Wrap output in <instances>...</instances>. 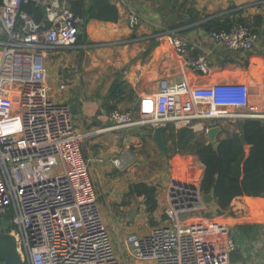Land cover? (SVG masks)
<instances>
[{
    "label": "built area",
    "instance_id": "built-area-1",
    "mask_svg": "<svg viewBox=\"0 0 264 264\" xmlns=\"http://www.w3.org/2000/svg\"><path fill=\"white\" fill-rule=\"evenodd\" d=\"M25 1L0 0V218L10 219L7 232L24 264H120L88 164L80 155L70 104L56 100L45 79V52L75 44L83 20L70 8L45 2L51 22L45 26L21 8ZM139 20L129 10V26ZM206 35L215 44L243 52L252 50L259 38L244 23ZM171 44L177 54L194 48L179 34H172ZM186 65L199 73L208 70L205 54ZM248 118L264 119V113L251 101L246 83L193 87L186 80L170 84L165 78L157 94L141 101L138 121L130 110L109 112L115 126L172 123L206 135L216 125H204V120ZM173 180L179 184L171 180L167 190L165 223L143 235L128 233L129 256L155 264H230L235 241L228 225L214 219L198 185Z\"/></svg>",
    "mask_w": 264,
    "mask_h": 264
},
{
    "label": "crops",
    "instance_id": "crops-1",
    "mask_svg": "<svg viewBox=\"0 0 264 264\" xmlns=\"http://www.w3.org/2000/svg\"><path fill=\"white\" fill-rule=\"evenodd\" d=\"M29 1L35 6L36 3L54 2L72 10H79L82 5V11L92 4V0H80L79 6L75 4L77 0ZM108 1L117 8V20L89 19L82 23L75 44L46 51L45 79L56 100L76 106V114L72 113L73 126L79 136L80 155L88 164L99 205L113 203L117 207L115 213L129 220L130 223L123 229L125 235L128 232L143 235L152 227L165 223L164 207L172 179H182V183L197 185L191 171L184 166V162H189L194 156L181 153L174 144L180 130L174 124L168 123L162 134L164 158L153 138V127L138 122L129 126H115L109 119L110 110H130L138 121L141 101L157 94L159 83L165 78L170 84L186 80L193 87L216 82L246 83L251 101L257 104L260 113H264V0ZM129 10H134L140 17L139 23L133 28L129 26ZM42 14L44 18L41 22L49 26L51 22L46 19V13ZM239 19L259 35L256 45L248 52L227 49L215 44L206 35L211 29L227 28ZM172 34L186 38L194 48L182 54L175 53L171 44ZM3 38L0 21V39ZM200 54H205L207 59L206 73H199L186 65ZM116 83L121 84V91L118 92V89L115 97H110ZM60 84H65V88L59 89ZM238 120H204L202 123L220 127L216 135L219 141L239 133ZM192 132L194 139L201 137L206 144L207 135L203 131ZM170 135L174 136L173 140ZM156 155L160 157L159 165L165 163L163 166L172 170L173 175L169 176L168 184H157L151 180L156 176L155 172L160 171V168L156 170ZM114 161L120 162V166H116ZM153 164L155 168L150 173L149 166ZM182 170L183 178H180L175 172ZM138 182L156 187L157 206L152 214L146 212L142 196L128 194L129 186ZM240 202L242 204L237 205L238 209H230L232 214L226 211L222 221L230 231L235 229L238 232V225H251L253 230L264 233V197H242ZM137 204H142L143 213L152 219L150 227L143 226L140 229L138 226L140 210ZM160 214L164 216L163 222ZM107 224L120 259L128 254L125 236L124 245L119 247L114 240V228ZM247 236L241 234L238 238L248 241L254 239ZM260 249L264 258V248Z\"/></svg>",
    "mask_w": 264,
    "mask_h": 264
},
{
    "label": "trees",
    "instance_id": "trees-1",
    "mask_svg": "<svg viewBox=\"0 0 264 264\" xmlns=\"http://www.w3.org/2000/svg\"><path fill=\"white\" fill-rule=\"evenodd\" d=\"M80 0L75 4L79 6ZM71 9L75 14L82 17L85 23L89 19L104 21H116L118 18L117 8L108 0H92L89 8L81 10ZM21 8L34 16L36 22L44 18L38 7L26 0ZM235 23H244L239 19ZM229 27L218 29H229ZM47 26V24H44ZM213 30V29H211ZM78 38V36H77ZM77 41V40H76ZM121 84H114L110 97H115V92ZM121 89L118 91L120 92ZM174 144L181 153L192 154L194 159L184 162V166L191 171L200 191L204 194H213L215 202L220 208L232 214L242 197H261L264 192V129L261 119H245L243 134L234 133L230 137L219 140L217 149L211 144H205L201 137L194 139V133L188 128L178 131ZM173 140V135H170ZM194 139V140H192ZM200 139V140H199ZM196 167H199L197 169ZM128 194L142 196L146 212L152 214L157 206L156 187L145 182L133 183L129 186ZM230 209L232 211H230ZM238 233L248 235L254 227L251 225H238ZM232 232V231H231ZM239 256L231 255L230 261L239 260Z\"/></svg>",
    "mask_w": 264,
    "mask_h": 264
},
{
    "label": "rangeland",
    "instance_id": "rangeland-1",
    "mask_svg": "<svg viewBox=\"0 0 264 264\" xmlns=\"http://www.w3.org/2000/svg\"><path fill=\"white\" fill-rule=\"evenodd\" d=\"M57 95H58V93H57ZM204 138L206 139L205 136H204ZM163 157L165 158V154ZM159 159H160V157L158 155H156V159H155V161H157L156 170L158 168H160V171L155 170L156 176L154 178H152L151 180L157 182V184L161 183V182L168 184L169 176L173 175L172 170H169V168L167 166H163V165H166L165 163L159 165L158 162L161 163V161H159ZM153 168H155L154 164L149 166V172L150 173H151V170H153ZM196 168L199 169V167H196ZM175 173L178 175V177L183 178L182 177V174L184 173L183 170L181 172H175ZM179 181H182V179H179ZM137 205H138V208L140 210V212H139L140 216L137 220L138 226L140 227V229H142L143 226L144 227H150L152 219L143 213L144 209L142 207V204H137ZM100 210L102 212V215H103V218L106 222V225H108L107 223H109L111 225V228L112 227L114 228V240L117 242V245L119 247L123 246L124 245V243H123L124 242V236H126L125 235L126 232H124L123 229L130 223L129 220L126 221L124 216L121 217V216H118L117 213H115L116 212L115 210H117V207L113 203H108V204L100 203ZM202 214L203 213H201V216H198V217L203 219L204 216H202ZM161 215H162L161 220L163 222L164 216H163V214H160V216ZM131 226H132V223H131ZM10 228H12V224L10 222V219L8 217H4L0 222V230L7 231ZM128 233H135V232H128ZM239 235L240 234L238 232H235V229H234V231H232V236H233L235 242H234V250L231 252L230 257H231V255L240 256L241 259L239 262H236V263H232L231 261H229L230 264H264V258L262 255V250L260 249V248H264V233L259 232L257 229L250 231L247 237H254L253 240H249L250 242L246 239L239 240V238H238ZM112 237H113V235H112ZM110 238H111V236H110ZM111 240H112V238H111ZM112 245L114 248L115 255H116L120 264H155V261H153V260H147V261L135 260L126 253H125L126 255H124L122 257L124 259V261H123L122 258L119 259L118 253H117L115 246H114V243H113V240H112ZM229 260H230V258H229Z\"/></svg>",
    "mask_w": 264,
    "mask_h": 264
},
{
    "label": "water",
    "instance_id": "water-1",
    "mask_svg": "<svg viewBox=\"0 0 264 264\" xmlns=\"http://www.w3.org/2000/svg\"><path fill=\"white\" fill-rule=\"evenodd\" d=\"M36 6L45 13V9L43 4L36 3ZM70 108L73 114H76V106L74 104H70ZM244 124L245 120L241 119L237 121V127L239 134H243L244 132ZM261 126L264 129V119L261 122ZM165 130V126L160 125L154 128L153 138L156 142L157 148L161 156L165 154V144L163 140V132ZM220 130L219 126H212L207 131V142L206 144H211L214 149L218 148L219 141L216 140V135ZM173 184H179L178 182L172 179ZM191 188V187H190ZM264 197V192L262 194ZM202 201L208 205L211 214L213 215L215 220H221L226 216V211L218 206L215 202L213 194H202ZM0 264H24L20 259V256L16 250V243L14 237L7 231L0 230Z\"/></svg>",
    "mask_w": 264,
    "mask_h": 264
}]
</instances>
